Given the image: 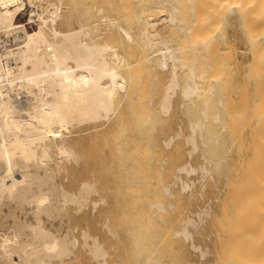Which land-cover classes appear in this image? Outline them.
Returning a JSON list of instances; mask_svg holds the SVG:
<instances>
[{
  "label": "bare ground",
  "instance_id": "1",
  "mask_svg": "<svg viewBox=\"0 0 264 264\" xmlns=\"http://www.w3.org/2000/svg\"><path fill=\"white\" fill-rule=\"evenodd\" d=\"M77 4L86 16L74 9ZM72 8L74 19L87 18L73 24ZM26 9L28 25L37 24L30 29L19 21ZM232 24L247 43L248 62L238 59L227 35ZM0 31L12 33L17 45L0 52V263L67 264L87 255L102 264L108 250L100 227L112 237L125 228L131 238L123 229L121 235L134 245H144V232L150 231L157 249L179 235L189 241L188 225L195 220L191 212L182 214L189 183L181 173L198 169L207 176L215 168L225 175L212 250L217 264H264V0H0ZM165 69L169 80L159 92ZM178 91L196 105L195 120L191 113L187 117L189 104L184 112L191 122L190 153L200 148L206 158L198 168L184 160L177 142L170 148L175 135L154 134ZM159 111L165 114L157 119ZM149 165L158 179L173 177L157 185L165 197L175 195L173 184L184 190L178 205L165 203L163 195L148 200L152 211L175 216L157 230L161 243L151 217L141 227L133 218L149 198ZM184 246L177 248L181 254ZM133 247L145 258V245Z\"/></svg>",
  "mask_w": 264,
  "mask_h": 264
},
{
  "label": "rangeland",
  "instance_id": "2",
  "mask_svg": "<svg viewBox=\"0 0 264 264\" xmlns=\"http://www.w3.org/2000/svg\"><path fill=\"white\" fill-rule=\"evenodd\" d=\"M92 1H94V0H91V2ZM104 2V1H103ZM93 4V3H92ZM92 4H90L89 6H93ZM104 6H106L107 4L106 3H104L103 4ZM81 6V5H80ZM88 6V7H89ZM74 7V6H73ZM77 7H78V10H77ZM106 7H109V5H107ZM76 8V10L77 11H81V12H79L80 14L82 13V12H84L83 10H80V9H84L83 7H79V4H77L76 5V7H74V9ZM28 9H29V7H28ZM28 9H26L21 15H20V18H19V21H20V23H26L27 24V27L30 29V28H32V27H34V26H37V24H36V22H34V23H31V25H28V24H30V23H28V17H29V10ZM91 10L93 9L92 7L90 8ZM91 10H90V12H91ZM71 11H73V8L71 9ZM70 11V12H71ZM77 11L76 12H71V14H72V16H71V18H77ZM26 12V13H25ZM95 12V11H94ZM73 13L76 15H73ZM78 13V14H79ZM27 14H28V16H27ZM83 14V13H82ZM85 14V13H84ZM82 15V16H86V15ZM92 14H94L93 13V11H92ZM91 14V15H92ZM115 14V13H114ZM81 16V15H80ZM82 16L81 17H79V15H78V20L77 19H74L75 20V23L73 22L74 20L72 19V22H73V24H75V25H78L79 23L78 22H80L81 21V19L82 20H85V18H87V17H83L82 18ZM98 16V14H96V17ZM89 17V16H88ZM93 19H94V17H92ZM76 20H77V23H76ZM33 25V26H32ZM227 29L228 30H226V32H227V35L229 36V37H232L233 39H234V41H235V44H236V46H237V48H238V59L240 60V61H243V62H248L250 59H251V54H250V52L248 51V46H247V43H246V41L244 40V37H242V34H241V32H240V30L238 29V27H237V25L236 24H232V25H229L228 27H227ZM109 31V30H108ZM229 31V32H228ZM110 32V31H109ZM222 32H223V34H224V27H223V30H222ZM233 32V33H232ZM106 33H108L107 31H106ZM105 33V34H106ZM229 33V34H228ZM224 36V35H223ZM222 36V37H223ZM234 36H235V38H234ZM223 42H224V37H223ZM242 40V41H241ZM244 40V41H243ZM8 41V42H7ZM5 44H4V43ZM244 43H246V44H244ZM14 45L15 46H17L16 45V42L14 41V38H13V34L11 33V34H9V35H7V34H5L3 31H0V52H3L4 50H5V47H14ZM168 69H165L164 71H165V73H164V71H163V77H161V78H159L160 80L159 81H161V83H162V85H160L159 84V81H158V83L155 81V83H157V84H159L160 86H158V87H161L162 86V89L160 88H158V87H156L157 86V84H156V90L157 91H163L164 90V88L163 87H165V85H166V83L165 82H167L168 80H169V74H170V70H168ZM165 75H167V78H166V76ZM162 76V75H161ZM165 76V77H164ZM184 76H180V79L182 78V80H184L185 78H183ZM163 78H166V79H164L165 81H162L163 80ZM181 80V81H182ZM183 82V81H182ZM155 83H153L154 85H155ZM164 83V84H163ZM153 88V87H152ZM152 90H154V88L152 89ZM156 90H154V92L156 91ZM156 91V92H157ZM153 91H152V98H153V101L155 100V103H156V101L158 100L157 98H156V94L155 95H153V93H154ZM159 92H158V94H159ZM153 96H155V99H154V97ZM158 96V95H157ZM175 96H178V98L177 97H175ZM174 97H175V100L177 101V104H176V106L175 107H178V108H175L174 110L172 109L173 107H174V105H175V103H176V101L175 102H173V105H172V107H171V109H170V111L168 112L169 113V115L167 116V113L165 114L164 112H160V113H158V115H156L157 116V119H158V116L159 115H161V116H163L164 117V114H165V119H162L161 121L164 123H162V122H159L160 121V119L161 118H163V117H159V120H157L158 122H159V128H157V121H156V124L154 123V131H155V129H156V133H154L155 135H156V137L158 136L159 137V139H163V138H168L169 136H170V134L171 135H175V139H173V141H172V143H174V144H171V146H170V148L173 146V145H175L176 144V142H177V144L181 147L182 146V150L184 151V153H186V154H184V160L186 159V160H188V161H190L194 166H197V168L200 166V165H202V163H206V158H205V156H203V155H201L202 153H201V149L199 148V149H197V151L195 150V151H193L194 152V154H193V152L192 153H190V149H191V145L192 144H190L188 141L186 142V138H187V135H189V133L191 132V127H189V125H190V119H188L189 117H190V113H191V116L192 117H194V120L197 118L196 116L197 115H195V114H197L196 113V105H195V103L193 104V103H191L190 101H189V103L187 102H185L184 100H183V96H181V94H180V92L178 91V93H176L175 95H174ZM173 97V98H174ZM157 99V100H156ZM182 101H184V103L182 102ZM188 101V100H187ZM152 102V101H151ZM158 103L159 102H157V105H158ZM154 104V103H153ZM181 104H182V106H181ZM185 104H189V106L188 105H185ZM151 105H152V103H151ZM157 105H153L154 107L155 106H157ZM185 105V106H184ZM152 106V107H153ZM184 106V107H183ZM186 106H188V108L189 107H191V108H189L188 110H185L186 108ZM190 109H192V111L190 110ZM171 110H173V111H171ZM184 110L185 111H188L187 113L189 114V115H187V119H186V112H184ZM195 110V113H193V111ZM191 111V112H190ZM158 112V111H157ZM156 112V113H157ZM171 112V113H170ZM174 112H175V114H174ZM192 113H193V115H192ZM163 114V115H162ZM171 115H173V117H171ZM185 119H184V118ZM191 117V119L193 120V118ZM171 120V121H170ZM185 120V121H184ZM189 120V121H188ZM168 121L170 122V123H168ZM186 121H188V122H186ZM190 122V123H189ZM160 123L162 124V125H164L163 126V128H164V130L161 128V125H160ZM187 123V124H186ZM157 125V126H156ZM166 125V126H165ZM168 125L170 126V127H168ZM153 126V125H152ZM156 126V127H155ZM165 127L167 128L168 127V129H169V131L171 130V132H168V131H165ZM171 128V129H170ZM167 129V130H168ZM161 130V131H160ZM163 131V133L161 134L160 132H162ZM164 131H165V133H164ZM158 132H159V134H158ZM168 132V133H167ZM158 134V135H157ZM177 134L179 135V137L177 136ZM160 135V136H159ZM186 136V137H185ZM181 139V140H179V139ZM182 144H181V143ZM186 143V144H185ZM181 144V145H180ZM170 148H167L168 150L170 149ZM170 154H171V152H169ZM198 153V154H197ZM169 154V155H170ZM172 155V154H171ZM189 155H191V156H189ZM197 157V158H196ZM205 160V161H204ZM162 162V163H161ZM160 164L165 168V167H167L168 165H167V162H163V161H160ZM150 166V165H149ZM150 167H152V166H150ZM150 167H147V169H149ZM210 167V166H209ZM153 169H149V170H147V171H150L151 170V172H147V175H149V174H152V175H150V176H148V177H151L152 176V180H148V177H146V181L144 180V182L145 183H147V181H149L150 183H151V187L153 188H151L150 187V184H149V182H148V184H149V187L148 186H146L145 185V183L143 182V184L145 185V190H144V194H145V192H146V194H145V197L147 198V197H149V198H145L146 200H144V206H142V205H140V208H137V212L139 213V212H141L140 214L141 215H134V214H132L131 215V217L133 216V218H135V216H136V218L138 217V219H140V221H139V223H141V224H138V225H140L139 227H141V226H143V224H144V222L143 221H147L148 220V217H151L150 219H151V221L152 222H154L155 224L153 225V226H155V229H156V231L159 229V227H162V224H163V226L164 225H167V224H169L170 223V221H172V220H174V217H170L171 216V214L172 213H169V212H167L168 214H164L165 216H166V218H167V221H166V219H163V216L164 215H162L161 214V212L159 211L158 212V209H153V211L151 210V208H154L153 206L151 207V205L150 206H148V200H153V198H152V196L154 197V200L153 201H155V200H160V199H162L163 200V196L165 195V191H164V193H163V189H161L162 187L160 186V189H161V191H160V189H158L159 188V186L157 187V185H161V184H163V185H167L168 183H170L171 181H172V179H173V177L172 178H170V177H168L167 179L165 178V180H171L170 182L169 181H165L164 179H158V175L156 174V173H154V172H156V170L157 169H154V168H156L154 165H153V167H152ZM211 168V167H210ZM213 169V170H212ZM212 169H210V171H208L206 174H207V176L204 174H201L202 172L200 171V170H195V171H192L191 173H189V174H187L186 172H183V173H181L182 175H183V178L186 180V181H188V183H189V188H187L185 191H186V193L184 194V190H182L181 189V185L179 186V184H173V185H171V189H172V191L175 193V195L172 197L171 195H169V194H167L168 196H170V197H168V196H166V197H168V198H166L165 196V199H167L166 201L164 200V202L165 203H170V202H172V203H176L177 205H178V199L180 200L182 197H184L182 194H184L185 195V197H184V199L182 200V202H181V205H182V214L184 213V216L185 217H188V216H190L189 214H190V212H191V215H192V218L194 217V220L196 221L197 219V222H195L194 221V224H189L188 225V228H189V230H190V232H191V235L192 236H189V237H191V240L189 239V241H187V240H185V239H187V238H185L183 235L181 236V235H179V237L178 238H185L184 240L183 239H181V241H180V239L179 240H173V239H175V238H177V237H175V238H173V239H170V241H169V243L167 242V244H165V243H161V242H159L158 240V237H159V231H157L156 233L153 231V229L152 228H150L149 230H152L153 231V234H156L157 235V238H156V240L159 242V243H161L160 245H159V243L157 242V244L159 245V246H161V247H163V245L165 246V247H163V248H160L159 246H158V249H157V247H156V243H154V241H155V237L153 236V234H151V236H153V240H152V237H149L150 235V231H149V233L148 234H146L145 232H144V234L148 237H144V241H143V243L142 244H144L145 245V248L143 247L144 245H141V242H142V240L140 241V242H137L136 243V245H134L135 243V241H134V239L133 240H131L130 239V241L132 242V241H134V242H132V244L130 243V242H128V244H127V240H129V238H131L130 236H128V233H127V231H126V229L124 228H121V229H123L124 231H126V234H124V235H127V236H125V238L127 239V237H129L127 240L124 238V236L123 235H121V234H123L124 233V231L123 230H121V229H119L118 230V233L120 234L119 235V237L117 236V237H112L111 235H109V232L107 231V229H105V228H103V227H100V229H99V234H100V240L101 241H103V243H104V246L106 247V249L108 250V255L106 256V260L102 263V264H114V263H118V264H175V262H174V258H175V261H176V264L178 263V264H217V262H216V255H215V248H216V246H217V244H215L216 243V232H217V227H218V223H217V219H218V216L220 215V212H221V202L224 200V198H225V196H224V194H225V192H224V187H225V175H220V173H219V170H217L216 171V169L215 168H212ZM154 172H153V171ZM211 170H212V172H211ZM196 171H198V172H196ZM177 172V171H176ZM196 172V173H195ZM215 172V173H214ZM153 174H156V175H154L153 176ZM216 176H215V175ZM211 175H212V177L214 176V179L211 177ZM198 176V177H197ZM206 176V177H205ZM203 177V178H202ZM205 177V178H204ZM215 177H216V179H215ZM201 178V179H200ZM151 179V178H150ZM158 180V182H157V180ZM189 179L191 180V182L189 181ZM204 179H206V180H204ZM210 179V180H209ZM213 179V180H212ZM163 180V181H162ZM160 181V182H159ZM165 181V182H164ZM219 181V182H218ZM157 182V183H156ZM162 182V183H161ZM153 183V184H152ZM167 183V184H166ZM208 183H209V185H208ZM224 183V184H223ZM147 184V185H148ZM191 184V185H190ZM174 185H175V187H174ZM178 185V186H177ZM177 186V187H176ZM205 187V188H204ZM147 188H150L151 190H149V189H147ZM174 188H176V189H174ZM218 188V189H217ZM157 190H159L158 191V195H156L157 194V191L155 192V191ZM181 190L183 191V192H181ZM148 191V192H147ZM181 193H180V192ZM151 192V193H150ZM154 192H155V194H154ZM160 193V194H159ZM180 193V194H179ZM181 196L182 195V197H180L179 195ZM191 194H192V196H191ZM154 195H156L157 196V198H156V196H154ZM161 195H163V196H161ZM159 196V197H158ZM160 196H161V198H160ZM175 196H176V198H175ZM177 196H179V197H177ZM209 197V198H208ZM151 198V199H150ZM156 198V199H155ZM173 198H174V200H173ZM178 198V199H177ZM169 199V200H168ZM170 199H171V201H170ZM177 200V202H176V200ZM187 199V200H186ZM209 199V200H208ZM185 200V201H184ZM189 200V201H188ZM211 200V201H210ZM152 201V202H153ZM187 201V202H186ZM147 202V204H145ZM186 202V203H185ZM151 203V202H150ZM184 203V204H183ZM193 204V206H188V205H192ZM177 205H175L174 207H170V208H172V210H174L173 212H174V214L173 215H176V209H177ZM186 205V206H185ZM186 208H184V207ZM143 207H144V209H143ZM187 207H188V211H186L185 212V210H187ZM190 207H192V208H190ZM147 208V209H146ZM157 208V207H156ZM173 208H175V209H173ZM190 208V209H189ZM204 208V209H203ZM219 208H220V210H219ZM149 209V210H148ZM142 210V211H141ZM144 210V211H143ZM169 210H171V209H169ZM172 210H171V212H172ZM146 211V212H145ZM198 211H200V212H203L202 214H201V216H199L198 215ZM207 211H209V212H207ZM144 212V213H143ZM148 212V213H147ZM153 212H156L155 214L153 213ZM142 213H143V216H142ZM147 213V214H146ZM154 214L153 216H155V217H153L152 216V214ZM189 213V214H188ZM215 213V214H214ZM148 214H150V215H148ZM169 214H170V216H169ZM209 214V215H208ZM107 215H109L108 213L107 214H104V216H107ZM110 215H112V213H110ZM160 216V215H162V216H160L162 219H163V221L161 222L160 220V217H157V216ZM172 215V216H173ZM188 215V216H187ZM217 215V216H216ZM103 216V217H104ZM139 216H141V217H139ZM164 216V217H165ZM183 216V215H182ZM183 216V217H184ZM142 217L144 218V219H142ZM170 217V218H169ZM191 217V216H190ZM196 217V218H195ZM146 218V219H145ZM152 218H153V220H152ZM211 218H212V220H211ZM168 219H170V220H168ZM172 219V220H171ZM210 219V220H209ZM143 220V221H142ZM164 220H165V222H164ZM201 220L203 221V222H201ZM158 221V222H157ZM199 221V222H198ZM162 223V224H161ZM158 224H160V225H158ZM179 227H181V224H180V222H177L176 223ZM175 224V226L177 227V225ZM180 224V225H179ZM212 224H213V226H212ZM217 224V225H216ZM206 225V226H205ZM152 226V227H153ZM157 226V227H156ZM214 226H215V228H214ZM179 227H177V228H179ZM154 229V230H155ZM106 230V231H105ZM160 230V229H159ZM215 230V231H214ZM120 231H123V233H121ZM148 231V230H147ZM108 232V233H107ZM158 233V234H157ZM144 234H143V236H144ZM129 235H131V234H129ZM123 236V239L124 240H122V239H119V238H121V237ZM181 236V237H180ZM177 238V239H178ZM111 239V240H110ZM153 241V244H151V240ZM196 239V240H195ZM120 240V241H119ZM172 240L174 241V242H172ZM149 241H151V242H149ZM180 241V242H179ZM182 241H184L185 242V250H186V246L189 248V250H188V248H187V251H185V250H183L184 248H182V253L183 254H181V252H180V250L181 249H179V251H178V247L179 248H181V247H183V245H184V242H183V244H182ZM186 241H187V243H186ZM146 244H145V243ZM188 242H190V244L193 242V243H195V245H197V244H199L198 245V247H200V248H192L191 247V245H189V243ZM131 245H133V246H136L137 248H140V247H142V249L144 248L146 251H143V252H145V253H143L142 252V254H146V256L148 255L147 253V251H149V253L151 252H154L155 253V251H157L158 252V250H161V249H163V250H161L160 251V253H161V255L159 254V252H158V255L157 254H155V256L157 255L158 256V259H159V261L162 259V261L163 262H159V261H155L154 262V259H157L155 256H154V253H152L153 255H151V257H150V254H149V256L146 258V256H145V258L144 257H142V256H139L138 257V255L141 253V248L139 249L140 250V253H139V250H138V253L136 252L137 250L136 249H134V247L133 246H130V244ZM134 243V244H133ZM139 243V244H138ZM175 243V244H174ZM180 243V244H179ZM140 245V247L138 246V245ZM149 244H151V246L149 245ZM172 244H174V246L172 245ZM177 244V245H176ZM212 244V245H211ZM215 244V248H214V245ZM116 245V246H115ZM152 245H153V247L155 246V250H154V248H152ZM169 245V246H168ZM179 245V246H178ZM180 245H182V246H180ZM118 246V247H117ZM147 246H148V248H147ZM172 246V247H171ZM176 246V247H175ZM190 246V247H189ZM213 246V247H212ZM133 249H132V248ZM150 247H151V249H152V251H151V249H150ZM167 247V248H166ZM170 247V248H169ZM175 247V249L172 251V250H170V249H172V248H174ZM110 248V249H109ZM213 248H214V252L212 251L213 250ZM133 250V252H132V250ZM169 249V250H168ZM177 249V250H176ZM196 249V250H195ZM122 250V251H121ZM136 250V251H135ZM154 250V251H153ZM205 251L206 253H204V255L203 254H200V253H203V251ZM165 251V252H164ZM166 251H168V252H172V253H177L176 255H178V254H180V256H181V258L180 259H176V256H173L172 257V253H170V257L171 258H173V259H171V258H169V255H167L166 256V254L168 253V252H166ZM176 251V252H175ZM200 251H202V252H200ZM129 252V253H128ZM134 252H136L137 253V255L135 256V254H133ZM147 252V253H146ZM156 252V253H157ZM164 252V253H163ZM185 252L187 253L186 255H185V257H184V254H185ZM189 252H191L190 254H189ZM130 253H132L133 255H132V257H131V255H128V254H130ZM163 254H165V256H163ZM169 254V253H168ZM174 255V254H173ZM183 255V256H182ZM191 255V256H190ZM203 255V256H202ZM215 255V256H214ZM153 256V257H152ZM159 256H160V258H159ZM162 256V257H161ZM87 255H84V256H82V259L80 258H78V259H76V260H74V261H72V262H68L67 264H94V262H92L91 260H90V258H88L87 259ZM135 257V258H134ZM136 257H138V258H136ZM155 257V258H154ZM150 258H152L153 259V261H149V259ZM183 258V259H182ZM187 258V259H186ZM135 259V260H134ZM147 259V260H146ZM157 259V260H158ZM165 259H166V261H165ZM169 259H170V261H169ZM184 259H186L185 261H184ZM172 260H173V262H172ZM179 260H181V261H179ZM74 262V263H73ZM157 262H159V263H157ZM182 262V263H181ZM211 262V263H210ZM0 264H2V263H0Z\"/></svg>",
  "mask_w": 264,
  "mask_h": 264
}]
</instances>
